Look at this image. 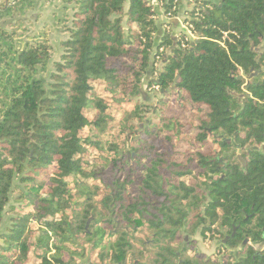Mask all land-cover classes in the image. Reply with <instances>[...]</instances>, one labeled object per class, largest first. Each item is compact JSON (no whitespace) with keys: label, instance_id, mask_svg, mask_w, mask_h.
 Wrapping results in <instances>:
<instances>
[{"label":"trees","instance_id":"trees-1","mask_svg":"<svg viewBox=\"0 0 264 264\" xmlns=\"http://www.w3.org/2000/svg\"><path fill=\"white\" fill-rule=\"evenodd\" d=\"M55 1L0 13V264H264V0H65L50 70Z\"/></svg>","mask_w":264,"mask_h":264},{"label":"rangeland","instance_id":"rangeland-1","mask_svg":"<svg viewBox=\"0 0 264 264\" xmlns=\"http://www.w3.org/2000/svg\"><path fill=\"white\" fill-rule=\"evenodd\" d=\"M65 2V0H56L51 3H42L35 13L41 16L39 21L36 20V15L34 13H28L26 15L27 18L24 17L22 20L17 19L11 21L8 25V32L16 30L18 35L22 36V38L18 37V40L21 41L27 40V38H29L27 36L29 35L38 36L40 32H46L45 34H47L48 41L52 47L50 70H53V64L55 62L60 61L63 54L61 42L68 37V34L65 31V26H67L68 23V21H66V16L70 14V11L65 9ZM182 26H184L183 23L178 25L180 28L178 31L179 34L185 33L183 30H185L186 27L184 26L183 28ZM159 38H157V42L160 41ZM156 93H154V91L148 92L144 90L143 97L141 99H146L154 106L159 100V95L157 96ZM8 222L9 217L6 216L2 224V229L8 224ZM195 238L199 241V249L202 253L206 255H213L217 252V242L212 241L209 237L204 240L203 237L199 235Z\"/></svg>","mask_w":264,"mask_h":264},{"label":"crops","instance_id":"crops-1","mask_svg":"<svg viewBox=\"0 0 264 264\" xmlns=\"http://www.w3.org/2000/svg\"><path fill=\"white\" fill-rule=\"evenodd\" d=\"M189 9V6L188 4L184 3L183 6L181 7V12H180V17L177 18L176 20H169V19H166L164 17V15L162 14V11L159 12V22L160 23H173V27H172V33L177 36L179 33V27L178 25L183 23L184 24V18H185V15L187 13V10ZM185 26V25H184ZM184 26H182L184 28ZM185 33H187V29L183 30Z\"/></svg>","mask_w":264,"mask_h":264},{"label":"built area","instance_id":"built-area-1","mask_svg":"<svg viewBox=\"0 0 264 264\" xmlns=\"http://www.w3.org/2000/svg\"><path fill=\"white\" fill-rule=\"evenodd\" d=\"M20 0H0V13L7 8L8 6H14L16 5ZM153 3L156 5L157 4V0H152ZM185 25V24H184ZM186 27V26H185ZM187 29V34H188V38H194V35L191 31L190 28L186 27ZM235 35V33H232ZM231 38H230V34L225 32L223 33V45L225 44V42H230Z\"/></svg>","mask_w":264,"mask_h":264},{"label":"water","instance_id":"water-1","mask_svg":"<svg viewBox=\"0 0 264 264\" xmlns=\"http://www.w3.org/2000/svg\"><path fill=\"white\" fill-rule=\"evenodd\" d=\"M242 77H243V76H242ZM242 77H241V78H242ZM241 78H240V79H241Z\"/></svg>","mask_w":264,"mask_h":264}]
</instances>
